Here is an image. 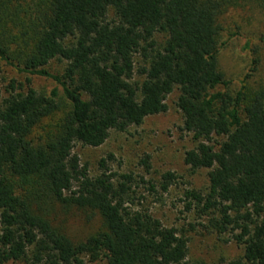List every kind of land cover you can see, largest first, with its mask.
<instances>
[{"label":"trees","instance_id":"obj_1","mask_svg":"<svg viewBox=\"0 0 264 264\" xmlns=\"http://www.w3.org/2000/svg\"><path fill=\"white\" fill-rule=\"evenodd\" d=\"M242 1L0 0V60L56 84L47 94L11 79L0 104V264H194L186 236L128 204L129 175L100 159L91 176L73 151L165 112L175 90L195 143L184 162L209 169L186 209L243 245L226 264H264V92H229L218 62L219 19ZM57 209L101 227L74 241Z\"/></svg>","mask_w":264,"mask_h":264},{"label":"rangeland","instance_id":"obj_2","mask_svg":"<svg viewBox=\"0 0 264 264\" xmlns=\"http://www.w3.org/2000/svg\"><path fill=\"white\" fill-rule=\"evenodd\" d=\"M219 23L218 62L224 78L230 82L227 90L235 93L243 86L248 94L257 90L264 92V41L260 40L264 36V3L243 0L224 12ZM253 59L256 60L254 69ZM65 65V61L56 59L48 69L60 74ZM27 78L42 93L48 94L56 85L49 78L19 73L0 60V104L8 94L7 83L11 79L25 83ZM177 94L175 90L167 97L165 112L149 116L126 131H111L98 147L76 143L73 151L91 176L101 172L100 159H106L108 172L129 175L128 204L134 209L148 210L164 226L174 227L186 236L188 262L226 264L242 256L243 245L236 243L229 232L216 233L207 225V216L199 218L194 208L185 207L189 201L185 199L187 191L207 192L209 169L192 170L184 162L185 152L195 143L183 128L182 115L175 104ZM168 172L174 179L164 189L167 182L164 175ZM53 213L54 225L74 241L83 240L101 227L100 217L91 216L89 211L64 213L57 209ZM85 264L108 263L100 260Z\"/></svg>","mask_w":264,"mask_h":264}]
</instances>
